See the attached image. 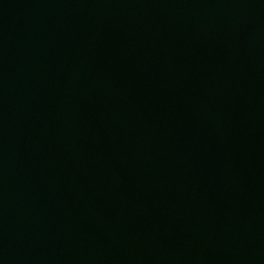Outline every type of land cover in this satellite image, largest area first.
<instances>
[{"label": "water", "instance_id": "obj_1", "mask_svg": "<svg viewBox=\"0 0 264 264\" xmlns=\"http://www.w3.org/2000/svg\"><path fill=\"white\" fill-rule=\"evenodd\" d=\"M0 264H264V0H0Z\"/></svg>", "mask_w": 264, "mask_h": 264}]
</instances>
